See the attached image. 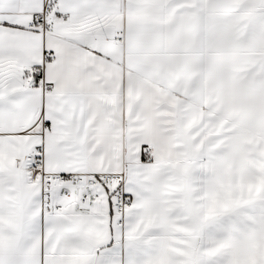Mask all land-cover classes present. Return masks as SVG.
<instances>
[{"label": "snow or ice", "instance_id": "1", "mask_svg": "<svg viewBox=\"0 0 264 264\" xmlns=\"http://www.w3.org/2000/svg\"><path fill=\"white\" fill-rule=\"evenodd\" d=\"M0 264H264V0H0Z\"/></svg>", "mask_w": 264, "mask_h": 264}]
</instances>
